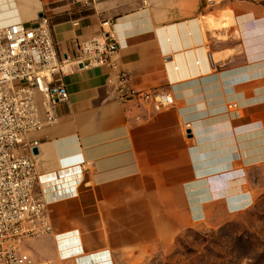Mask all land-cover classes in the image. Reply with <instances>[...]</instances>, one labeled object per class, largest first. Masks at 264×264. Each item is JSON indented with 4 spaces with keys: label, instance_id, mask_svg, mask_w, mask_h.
<instances>
[{
    "label": "crops",
    "instance_id": "0c3cea01",
    "mask_svg": "<svg viewBox=\"0 0 264 264\" xmlns=\"http://www.w3.org/2000/svg\"><path fill=\"white\" fill-rule=\"evenodd\" d=\"M217 3L0 0L1 21L48 17L59 57L75 61L76 43L115 21L112 60L136 92L121 100L109 67L87 60L64 77L68 100L38 133L51 232L21 243L23 264H139L250 207L264 175V6ZM156 89L173 108L137 95Z\"/></svg>",
    "mask_w": 264,
    "mask_h": 264
},
{
    "label": "built area",
    "instance_id": "2783aa9c",
    "mask_svg": "<svg viewBox=\"0 0 264 264\" xmlns=\"http://www.w3.org/2000/svg\"><path fill=\"white\" fill-rule=\"evenodd\" d=\"M115 26V21L102 20L97 35L76 43L75 61L67 55L59 57L45 15L34 23L0 20V264H23L21 243L51 232L46 188L39 187L38 133L57 123L56 109L69 97L64 77L75 70L74 63L87 60L89 66H107L108 82L121 100L136 94L128 84V74L119 71L112 60L120 47ZM137 95L155 111L174 105L168 90ZM185 127L188 129L189 124ZM79 180L50 187L61 191Z\"/></svg>",
    "mask_w": 264,
    "mask_h": 264
},
{
    "label": "rangeland",
    "instance_id": "374dc122",
    "mask_svg": "<svg viewBox=\"0 0 264 264\" xmlns=\"http://www.w3.org/2000/svg\"><path fill=\"white\" fill-rule=\"evenodd\" d=\"M229 1L235 0H215L220 7ZM243 1L264 6V0ZM251 194L252 204L246 210L218 224L202 223L183 229L167 248L157 250L139 264H264L263 174Z\"/></svg>",
    "mask_w": 264,
    "mask_h": 264
},
{
    "label": "water",
    "instance_id": "95a60500",
    "mask_svg": "<svg viewBox=\"0 0 264 264\" xmlns=\"http://www.w3.org/2000/svg\"><path fill=\"white\" fill-rule=\"evenodd\" d=\"M39 16H42V14H39ZM187 132H188V133H190V131H189V130H188ZM33 152H34V153H37V149H36V148H34V149H33Z\"/></svg>",
    "mask_w": 264,
    "mask_h": 264
}]
</instances>
